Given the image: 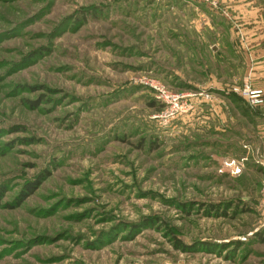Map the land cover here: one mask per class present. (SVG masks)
I'll return each instance as SVG.
<instances>
[{
  "label": "rangeland",
  "instance_id": "obj_1",
  "mask_svg": "<svg viewBox=\"0 0 264 264\" xmlns=\"http://www.w3.org/2000/svg\"><path fill=\"white\" fill-rule=\"evenodd\" d=\"M195 4L0 0V264H264V21L212 56Z\"/></svg>",
  "mask_w": 264,
  "mask_h": 264
},
{
  "label": "crops",
  "instance_id": "obj_2",
  "mask_svg": "<svg viewBox=\"0 0 264 264\" xmlns=\"http://www.w3.org/2000/svg\"><path fill=\"white\" fill-rule=\"evenodd\" d=\"M195 3L193 5L194 13H192L196 18L190 23L199 33L196 41L210 43L207 47L203 46V50L206 53H211L212 56L225 53L228 42L230 43V51L233 54H238L241 51V46L237 38L236 27L237 29L241 28L242 33L245 32L247 35L252 34L254 36L252 28H256L258 24L264 21V2L262 0H211L210 2ZM258 28L259 31L254 38L249 39V41L253 40L254 43L253 49L250 46L249 50L252 51L251 53L255 52L262 59L264 58V49L256 43L264 40V32L262 33L261 27ZM259 67L261 68V66Z\"/></svg>",
  "mask_w": 264,
  "mask_h": 264
},
{
  "label": "built area",
  "instance_id": "obj_3",
  "mask_svg": "<svg viewBox=\"0 0 264 264\" xmlns=\"http://www.w3.org/2000/svg\"><path fill=\"white\" fill-rule=\"evenodd\" d=\"M190 2H210L211 0H187ZM251 59V58H250ZM249 75L237 85L231 87V92L238 95L242 100H244L250 107H261L264 105V87L254 85L251 80V69L248 72ZM154 89L156 91V97L160 102H164V108L161 113L165 117H174L179 112H185L190 108V102L178 93L170 92L164 88V86L155 85ZM231 165V163H230ZM238 170V168H237ZM260 204L262 208V216L264 220V182L261 188V198Z\"/></svg>",
  "mask_w": 264,
  "mask_h": 264
}]
</instances>
